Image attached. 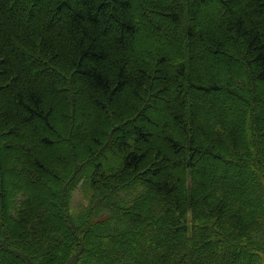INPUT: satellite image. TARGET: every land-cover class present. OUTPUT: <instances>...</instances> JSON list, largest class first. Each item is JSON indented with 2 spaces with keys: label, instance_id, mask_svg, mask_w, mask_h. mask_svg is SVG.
<instances>
[{
  "label": "trees",
  "instance_id": "16d2710c",
  "mask_svg": "<svg viewBox=\"0 0 264 264\" xmlns=\"http://www.w3.org/2000/svg\"><path fill=\"white\" fill-rule=\"evenodd\" d=\"M0 264H264V0H0Z\"/></svg>",
  "mask_w": 264,
  "mask_h": 264
},
{
  "label": "rangeland",
  "instance_id": "374dc122",
  "mask_svg": "<svg viewBox=\"0 0 264 264\" xmlns=\"http://www.w3.org/2000/svg\"><path fill=\"white\" fill-rule=\"evenodd\" d=\"M213 10V7L212 6H204V9L202 10V14L203 16H205V13L204 12H211ZM157 17L154 18V20L156 19ZM159 21L162 22L163 24V27H164V31L169 35V37H167L166 35V39L168 40L169 38H172V39H175L177 37V34L176 32H174V34L171 33V31H169V27L167 25H164L165 23L162 21V19H159ZM144 25V24H143ZM144 29L146 32V34L144 35L145 39H142L143 40V45H145L146 47L147 46H150L152 45L153 43H160V45H163V44H166V39L164 38V34L162 35L161 33H154V32H151V30L148 28V26L145 24L144 25ZM203 57V56H202ZM204 60V59H203ZM216 77L220 76V73L219 72H216L215 73ZM228 75H225V77L227 78ZM224 77V78H225ZM222 97V96H221ZM224 97H226V95L224 94ZM218 100H220V95L218 96ZM227 98V97H226ZM201 101V100H200ZM199 101V102H200ZM213 102H217V99L214 98V101ZM158 103L160 104V106H162L164 104V100H160L158 101ZM90 114V113H89ZM91 120V118H90ZM56 144H57V147L60 149V150H63L65 148V146L68 147V143L66 145L63 144V141L60 140V138L58 137L57 141H56ZM11 164L12 161L10 160L9 161ZM214 165H217V167H219L220 165L218 164H213L212 166L213 167H216ZM8 180V179H7ZM86 202V200L84 198H81V195L79 194V189L76 188L74 191H73V196H72V206L73 208L76 210L78 209L82 204H84ZM9 263H11L9 261Z\"/></svg>",
  "mask_w": 264,
  "mask_h": 264
}]
</instances>
